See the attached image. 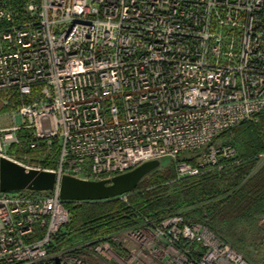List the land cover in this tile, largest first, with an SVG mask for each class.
<instances>
[{
    "label": "built area",
    "instance_id": "obj_1",
    "mask_svg": "<svg viewBox=\"0 0 264 264\" xmlns=\"http://www.w3.org/2000/svg\"><path fill=\"white\" fill-rule=\"evenodd\" d=\"M0 109V158L57 178L0 190V264H252L180 212L58 246V183L162 158L176 179L221 168L220 135L264 109V0H0Z\"/></svg>",
    "mask_w": 264,
    "mask_h": 264
},
{
    "label": "trees",
    "instance_id": "obj_2",
    "mask_svg": "<svg viewBox=\"0 0 264 264\" xmlns=\"http://www.w3.org/2000/svg\"><path fill=\"white\" fill-rule=\"evenodd\" d=\"M256 118L220 135L234 149L232 158L218 157L221 168H206L176 179L172 164L143 177L126 201H64L68 222L56 238L57 245L97 240L139 224L142 217L180 212L187 222L205 225L244 252L239 242L241 228L257 223L264 231V219H257L264 215V165L257 166L264 153V109ZM198 154L182 153L177 160L193 164Z\"/></svg>",
    "mask_w": 264,
    "mask_h": 264
},
{
    "label": "water",
    "instance_id": "obj_3",
    "mask_svg": "<svg viewBox=\"0 0 264 264\" xmlns=\"http://www.w3.org/2000/svg\"><path fill=\"white\" fill-rule=\"evenodd\" d=\"M160 166L158 159L148 160L111 178L91 180L62 175L58 195L63 201H105L130 193L146 175ZM52 171L25 168L6 158H0V190L49 191L56 185Z\"/></svg>",
    "mask_w": 264,
    "mask_h": 264
},
{
    "label": "rangeland",
    "instance_id": "obj_4",
    "mask_svg": "<svg viewBox=\"0 0 264 264\" xmlns=\"http://www.w3.org/2000/svg\"><path fill=\"white\" fill-rule=\"evenodd\" d=\"M0 113H1V109H0ZM0 121H1V124H3V125L11 124V122H9L8 119H6L5 116H3V115H0ZM225 141L227 142V140H223L220 138L217 141V143L219 144V143H223ZM159 161H160V166L158 167L157 170H160V171L167 169L170 165L173 164V161L169 158H162ZM262 165H264V164H262ZM260 166H258V167H260ZM257 219H264V215L258 216ZM240 232H243V235L240 236L239 242L241 243V245L244 248V252H241V253L252 264H264V231H261L258 228L257 223H253L252 225H245L243 227V229L241 228V231H239V233ZM225 241L228 242L227 240H225ZM228 243H230V242H228Z\"/></svg>",
    "mask_w": 264,
    "mask_h": 264
}]
</instances>
